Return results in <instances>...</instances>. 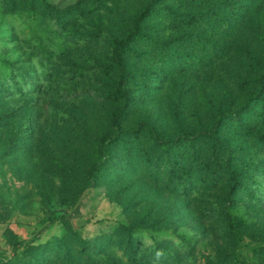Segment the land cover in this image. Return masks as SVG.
Wrapping results in <instances>:
<instances>
[{
  "label": "rangeland",
  "instance_id": "rangeland-1",
  "mask_svg": "<svg viewBox=\"0 0 264 264\" xmlns=\"http://www.w3.org/2000/svg\"><path fill=\"white\" fill-rule=\"evenodd\" d=\"M261 134L264 0H0V264H264Z\"/></svg>",
  "mask_w": 264,
  "mask_h": 264
},
{
  "label": "trees",
  "instance_id": "trees-1",
  "mask_svg": "<svg viewBox=\"0 0 264 264\" xmlns=\"http://www.w3.org/2000/svg\"><path fill=\"white\" fill-rule=\"evenodd\" d=\"M250 100H257V97H250L248 99H246V101L243 103V105L245 106L247 104L248 101ZM228 118V114L224 111H221L218 113L216 120H215V124H214V129L213 131H210L208 133H204L202 134V138L206 139L207 141H216L217 137L215 136V128H217V125L219 123H221V121L225 120ZM214 136V138L211 139V137ZM258 140H262L264 142V134H261L257 137ZM186 141H190V139H186ZM181 143V138H173L172 140H169L168 142L165 143H160L161 147L164 146H179V144ZM211 143V142H210ZM165 159L169 160L170 157L168 155L165 156ZM89 173V172H88ZM86 173V180H87V184L83 187V189H86L88 187L94 186L95 185V181L93 180V178L91 177V173L88 174ZM62 224L65 227V229L67 230V237L63 238L62 240H54V248L52 250L46 251L49 245H29V247L26 249V251L24 252V256L23 258H21L17 263L18 264H38L39 262V256L40 255H52L53 257L56 258V260L58 262L64 263V264H75L76 262V253H74V251L77 252V255L82 256L84 253V248L83 251H77L75 249H72L73 245L75 243L80 242V240L76 237V234L74 231L71 230L70 224L66 219L62 220ZM186 248H188V244L185 245ZM60 250V252H59ZM74 250V251H73ZM29 257V258H26Z\"/></svg>",
  "mask_w": 264,
  "mask_h": 264
}]
</instances>
